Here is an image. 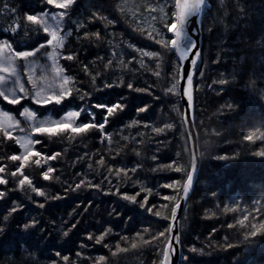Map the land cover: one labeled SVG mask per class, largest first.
<instances>
[{"label":"trees","instance_id":"1","mask_svg":"<svg viewBox=\"0 0 264 264\" xmlns=\"http://www.w3.org/2000/svg\"><path fill=\"white\" fill-rule=\"evenodd\" d=\"M208 2L210 6L206 8L201 27V57L193 81L201 165L191 200L180 219L181 264H264V235L254 238L255 244L245 242V235L252 225L264 223V158L252 155L264 149V140L243 139L252 133L264 134V100L260 99L264 96V0ZM162 6L167 11L172 7V0H76L68 10L62 25L66 38L61 50V65L66 74L74 78L73 90L79 89V95L65 102L58 115L70 108H90L96 103L110 106L122 96L126 97V108L118 116L109 117L106 126L109 135L106 137L101 138L98 131H93L87 136L63 133L38 138L41 143L36 145V150L49 156L60 153L56 159L48 161V166L55 171L50 174L51 179L45 181L40 175L41 165L30 161L25 174L50 197H63L56 200L37 197L27 186L17 190L16 180L20 177L12 179L10 173L15 166L9 167L8 157L20 150L13 141H5L0 133V165L6 167V172L0 175L9 180L7 185H0V191L9 193L7 207L0 202V214L6 213L13 200L24 205L14 219L6 225L0 224L6 228L5 233L0 234V264H97L100 256L105 257L100 264H160L168 241L161 239L141 247L136 233L150 238L168 227L171 206L179 203L182 183L174 188L163 185L183 181L187 176L167 165L174 168L179 164L186 172L191 166L179 89L176 94L164 92L172 83L175 56L155 43L160 38L156 31L165 38L171 37L163 29L160 19L159 8ZM151 8L157 11L152 12ZM13 9H16L15 13ZM46 10L58 11L45 5L43 0H0V43L8 41L15 50L36 48L46 37L43 32L29 31L25 35L30 27L25 14ZM109 20L113 23L109 24ZM17 26L18 31L12 33V28ZM142 51L164 53L166 66L159 78L153 74L155 59L143 56ZM48 52L46 46L33 59L45 62ZM68 54L74 55L72 61L63 59ZM214 60L219 62L213 63ZM85 65L88 66L87 75ZM96 73H101L97 77L99 86L105 80L119 82L123 78L126 83L132 82L148 91L130 92L126 84L122 88L97 91L91 82ZM219 79L229 82L226 85L212 83ZM85 93L91 95L80 100L79 96ZM229 103L233 104L231 110L226 107ZM23 105L33 107L42 115L57 111L51 106L42 109L26 101L13 105L0 98L2 111L18 115ZM145 106V112H137L139 107ZM93 111L97 119L103 120L104 109ZM83 119L86 121L88 117ZM166 124H171L172 128L161 133L153 131ZM221 155L228 159L216 158ZM237 155L238 158H234ZM101 157L103 164L98 163ZM35 159L37 157H32ZM137 164L140 167L132 173L130 169ZM108 167H127L131 179L118 184L115 173H108ZM123 176L121 173V178ZM80 179L100 184L110 193L119 187L121 195H105L103 191L84 186L76 192L71 191ZM28 195L32 196V201L28 200ZM122 195H136L138 202L148 197L146 208L155 206L154 211L160 212V217L140 209L139 203H127L121 199ZM163 196L176 197V204L163 200ZM39 203H44L45 207H38ZM165 216L169 219H164ZM32 218L39 222L34 229L25 232L17 227ZM241 220L246 227L239 223ZM73 224L75 228H72ZM109 227L112 232L96 244L95 237ZM144 228L149 232L144 233ZM64 231L69 232L67 237L62 235ZM88 233L93 234L92 240L87 239ZM122 236L127 240H121ZM133 243L138 245L137 248H132ZM117 244L127 251L113 255ZM229 244L234 247L229 248ZM191 247L203 248L207 254L195 255L189 252ZM63 256H68L69 260L65 262ZM184 256L187 261L183 260Z\"/></svg>","mask_w":264,"mask_h":264},{"label":"snow or ice","instance_id":"2","mask_svg":"<svg viewBox=\"0 0 264 264\" xmlns=\"http://www.w3.org/2000/svg\"><path fill=\"white\" fill-rule=\"evenodd\" d=\"M44 4L47 6H51V9H56L58 11H51L46 10L38 14H30L26 13L25 18L28 22L30 27L25 32V35H28V32H43L46 39L41 42L36 48L31 50H15L13 45L8 41H4L0 43V65L7 64L9 67L0 66V73L9 72V75H15L16 70L15 68L11 67L14 62V59L19 58L25 61L28 60L29 57H34L40 50L44 49L46 46L51 47L54 50L59 49L61 46L64 45L65 35L63 34L62 25L65 20V17L68 15V10L74 5L76 0H43ZM205 6V0H172V7L165 11V7H160L159 12L161 13L160 19L163 22V29L167 30V33H171L170 38H165L161 36L160 31H156V35L160 37L159 39L155 40V43L159 44L162 49L166 50L167 53H174L175 56V64L172 68L171 74V86L164 89L166 94L173 93L176 94L178 88H182L183 96L187 98V106L194 108V96L192 94V87L194 81V72L197 70L196 66L198 64V60L201 57V49L198 47L196 37L200 34V30L196 27H191V31L189 32V27L191 26V21L193 17L197 18V23H202L199 20L202 7ZM5 10H7V5H5ZM13 13L16 12V9L12 10ZM150 11L156 12V8H151ZM170 13V14H169ZM156 17L153 16V20ZM109 24H112L113 21L109 20ZM174 26V27H173ZM83 27V25H80ZM171 29V31H169ZM18 31V26L12 28V33H16ZM211 31V29H209ZM70 34V33H69ZM97 35V39H99V34ZM151 39V36L149 37ZM5 50H7V54H5ZM56 53L48 52L47 56L49 60H53L54 64V56ZM115 55V54H114ZM142 55L149 58H154L156 62V71L153 73L157 78L160 77L161 71L166 66V61L164 59L163 52H149V51H142ZM219 55V53H217ZM63 59L72 61L74 59L73 54H68L63 57ZM190 61V66H187V62ZM218 60H214L213 63H218ZM112 61H109L111 64ZM143 64V61H141ZM27 67V64H26ZM87 65H85V74L87 75ZM127 67V65H125ZM107 68V65H105ZM54 72L56 75L53 77L52 80L47 81L46 86H41L38 83L33 82L32 78L29 77V82L33 83V91L31 94H28V98H30L34 104L40 106H46L52 104L56 107H63L65 102L70 101V99H74L77 95H79V89L73 90V80L74 78L70 75H65V69L56 65L54 67ZM101 73H96L95 76L92 77V86L97 91H103L104 89H111L115 88H122L125 86L130 92L135 93H143L147 92L148 89L136 87L134 83L127 82L120 78L119 82L113 80L112 82H108L107 80L104 81L102 86L97 85V77H99ZM186 75V83L185 81ZM201 77H203V71H201ZM54 81H59L58 88L53 86ZM229 81L226 79H219L218 81H213V84L219 85H226ZM7 83V80L4 76H0V85H4ZM211 87V85L209 86ZM26 92L24 85L20 82L19 78L14 81L11 87H0V98L6 101L9 104H17L19 100L22 98L17 94V91ZM249 93L255 96V93L249 90ZM151 94V93H149ZM91 93H85L84 95H80L79 99L84 100L86 96H90ZM126 97H121L116 103L112 105L96 103L93 104L90 108H70L64 112L62 116L59 118H53L50 120L40 119L38 118V113L35 110H30L28 107H24L23 111L20 112V116L25 117L26 121L28 122V127L30 128V134L26 131L25 128L20 127V122L17 121L13 116H11L6 111H0V133H2L3 138L5 141H13L15 145L19 147L21 150L19 154H13L8 157V159L12 162H19L18 167H15L14 170L11 171L10 175L12 179H16L17 176L20 178L16 180V188L17 190L24 189L25 186L30 188L31 193H35L37 197H44L47 201L49 199L56 200L61 199L63 197L56 195V196H49L45 190L41 187H37L33 184V180L25 174L26 166L31 161L37 166H40L41 159L43 157V162L45 164L48 163L49 160L56 159L60 153L56 152L52 155H46L45 153L36 150V145L41 143V140L35 138L37 135H47L49 138L53 136H58L63 133L68 134H83L87 136L88 134L92 133L93 131H98L101 138L108 136L109 134L106 131V126L109 123V117L118 116L119 113L123 112L126 108V104L124 103ZM260 99L264 100V96H261ZM224 107V106H222ZM228 109H233V104L229 103L226 105ZM93 109H104L105 113H101L103 116V120L97 119L96 113ZM146 111L145 107H139L137 109L138 113H143ZM88 117L85 121L83 117ZM135 123V122H134ZM172 128L171 124H166L164 128H154L153 131L156 133H161L165 131V129ZM18 131L19 133H23L22 135H13V132ZM126 139V138H125ZM245 141L254 142L256 139L264 140V134L257 136L255 133L250 135H246L243 137ZM111 142V141H109ZM253 156L264 158V149L259 151L253 152ZM179 157L180 154L177 153ZM32 157H37V159L32 160ZM219 160H226L228 157L226 156H218L216 157ZM234 158H238L234 157ZM2 159V157H0ZM155 159V157H153ZM100 164L104 163V158L101 157V160L98 162ZM175 163V162H174ZM193 169H195V158L192 159ZM89 169L92 168V165L89 164ZM140 165L137 164L135 167H132L130 171L135 173L137 168ZM168 168L174 170L177 173H184L187 176V179L183 181H175L174 184H165L163 187L165 188H174L176 185L182 183L184 197L186 198L189 191H190V184L193 178L192 171H185V168L179 164H176L173 168V165H167ZM55 169L51 166L47 167L46 171H42L40 173L41 177L45 181H49L51 179L50 174L53 173ZM109 174L115 173L117 178V183L125 182L131 179L128 176V169L127 167H119L113 168L108 167L107 169ZM6 167L0 165V173H5ZM121 173H124L123 178H121ZM79 176L80 173H77ZM59 180V177H56ZM108 180L109 184L112 181L109 177H105ZM9 180L0 175V185H7ZM84 186L86 188H95L97 191H103L105 195H121L119 187L116 188L115 192H107L104 191L100 184H94L91 180L87 179H80L79 183L75 184V187H71V191L76 192L78 189ZM68 188H65V192H68ZM141 191H145V189L141 188ZM148 191H151L150 189ZM8 191H0V202L4 203L7 207V197ZM139 195V193H137ZM28 200L32 201V196L28 195ZM121 199L126 201L129 204H137L139 203V208L142 210H146L148 213L160 217V212L154 211V207L146 208V201L148 197H145L144 201H137L136 195H122ZM163 200L171 201L173 205L176 204L177 198L173 196H163ZM91 204V201L89 202ZM38 207L44 208V203H39ZM79 207V204L77 205ZM162 207H169V205H162ZM24 205L22 203H18L17 201L13 200L11 202V207L7 208L6 213L0 214L2 215V221L0 224L6 225L10 220L14 219L15 214L22 211ZM115 211V209H114ZM112 213H110L111 215ZM164 219H169L168 216L163 217ZM171 221L168 227L164 231H158L155 234L151 235L150 238H145L144 235L141 233H136V235L140 238V246H150L153 242H158L161 239H166L168 243L164 245L163 250V259L160 260V264H170V257L173 254V249L175 245L180 244V231L178 230L179 225L177 223V207L171 206ZM247 219V217L245 218ZM38 221L35 218L28 220L27 222H23L18 224L17 227L21 229V231L27 232L30 229H34L38 225ZM239 223L242 226L244 225V221L241 220ZM76 225L73 224L72 228H75ZM232 227V225H229ZM246 227V226H245ZM174 229H176L174 231ZM6 228L4 226H0V234L5 233ZM112 232V228H106L103 233L95 237V243L100 244L105 236ZM144 233H148L149 229L144 228ZM69 234L68 231H64L62 233L63 236L67 237ZM259 235H264V223H260L259 225L253 224L251 230L248 231L245 235V242L255 244L256 240L254 238L258 237ZM251 237L252 239H249ZM88 240L93 239V234L88 233L87 235ZM227 239V237L225 238ZM121 240H127V237H121ZM137 244L133 243L132 248H137ZM81 247H84L82 244ZM108 247V245H105ZM206 247H210V245H206ZM229 248L234 247V245L229 244ZM127 249H123L120 247L119 244L116 246V252L113 255H116L117 252H125ZM189 252L195 255H206L203 248H196L191 247L189 248ZM57 256L60 255L59 252L56 253ZM79 256L80 253H77ZM62 259L67 262L69 260L68 256H63ZM241 259H244L242 256ZM105 260L104 256H100L97 258V264L103 262ZM183 260L187 261V256L183 257Z\"/></svg>","mask_w":264,"mask_h":264},{"label":"rangeland","instance_id":"3","mask_svg":"<svg viewBox=\"0 0 264 264\" xmlns=\"http://www.w3.org/2000/svg\"><path fill=\"white\" fill-rule=\"evenodd\" d=\"M61 49H62V46L59 49H55V50L50 47V52L54 51L56 53V55L54 56L55 64H54L53 60H47L48 61V70H43V69L40 70L33 63L31 64L29 62V60L25 61L23 59H20L21 60V62H19V63H21V66H20L18 61H17V60H19V58L14 59V62L11 65V67L15 68L16 74L10 76L9 72L0 73V76H4L6 78V80H7V83L4 84V85H0V87H11L13 85L14 81L18 77L20 82L24 85V88L26 90V92H20L19 90L17 91V94L20 97H22L19 100L18 103H20V101H28L29 103L32 104L33 101L30 98H28V94H31L32 91H33V83L29 82V77L32 78L33 82L38 83L41 86H46L47 85V81L52 80L53 77L56 75V73L54 72V67L56 65H58L60 67V63H59L60 59L59 58H60V50ZM5 54H7V50H5ZM26 64H27V67H26ZM0 66L9 67L7 64H3V65H0ZM58 85H59V81H54L53 86L58 88ZM34 105L42 107V106L37 105V104H34ZM49 105H52V104H49ZM29 109L31 110V108H29ZM0 111H2V110L0 109ZM22 111H23V109L20 112H22ZM11 116H13L17 121H19L20 122V127L25 128L26 131L30 134V128L28 127V122L26 121L25 117L20 116V113H19V117H15L14 115H11ZM59 117H56V118H59ZM53 118H55V117L47 114L43 119L50 120V119H53ZM22 134L23 133H19L18 131L13 132V135H22ZM37 136L40 137V136H43V135H37ZM19 153H17V154H19ZM9 163H10L9 167H14V166L18 167V165H19L18 161L17 162H12V161L9 160ZM40 165L43 168V171H46L45 170V168H46L45 167V163L43 161H41ZM8 170H9V168H8Z\"/></svg>","mask_w":264,"mask_h":264},{"label":"water","instance_id":"4","mask_svg":"<svg viewBox=\"0 0 264 264\" xmlns=\"http://www.w3.org/2000/svg\"><path fill=\"white\" fill-rule=\"evenodd\" d=\"M205 11V6L202 7V11L199 17V20L202 22L203 19V14ZM201 24L202 23H197V18L193 17L192 21H191V26L189 27V32L191 31V27H196L200 30V34L196 37L197 40V44L198 47L201 48ZM187 66H190V61L187 62ZM186 83V75H185V81ZM179 89V97H180V101H181V105L183 107V113H184V117H183V125H185V130H186V135L189 138V149H190V154H191V167H190V171L193 172V178L190 184V191L187 195V197H184V192H183V187L180 191L179 197V204L176 206L177 207V223L179 225L178 230L180 231V218L185 210V206L187 205L188 201L191 199V195L195 189L196 186V181L199 175V168H200V153H199V139L198 136L196 134L195 131V125H194V108L192 107H188L187 106V98L183 96L182 93V88H178ZM192 91V89H191ZM195 158V169H193V165H192V159ZM171 221V219H170ZM170 223H173V221H171ZM176 229H174L175 231ZM180 242H181V232H180ZM181 244L175 245L174 249H173V254L170 257V264H180L181 261Z\"/></svg>","mask_w":264,"mask_h":264},{"label":"bare ground","instance_id":"5","mask_svg":"<svg viewBox=\"0 0 264 264\" xmlns=\"http://www.w3.org/2000/svg\"><path fill=\"white\" fill-rule=\"evenodd\" d=\"M245 55V54H244ZM240 83V82H239ZM18 149V148H17ZM34 166V165H33ZM182 217V216H181ZM181 219V218H180ZM180 226H181V222H180Z\"/></svg>","mask_w":264,"mask_h":264}]
</instances>
